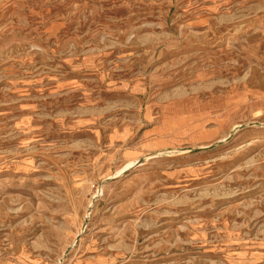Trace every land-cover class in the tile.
<instances>
[{
  "label": "rangeland",
  "instance_id": "obj_1",
  "mask_svg": "<svg viewBox=\"0 0 264 264\" xmlns=\"http://www.w3.org/2000/svg\"><path fill=\"white\" fill-rule=\"evenodd\" d=\"M0 264H264V0H0Z\"/></svg>",
  "mask_w": 264,
  "mask_h": 264
}]
</instances>
